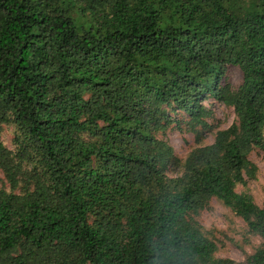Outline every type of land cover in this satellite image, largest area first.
Masks as SVG:
<instances>
[{"label": "trees", "instance_id": "1", "mask_svg": "<svg viewBox=\"0 0 264 264\" xmlns=\"http://www.w3.org/2000/svg\"><path fill=\"white\" fill-rule=\"evenodd\" d=\"M5 126L0 264H264V201L236 190L264 148V0H0ZM212 199L261 239L242 261L197 219Z\"/></svg>", "mask_w": 264, "mask_h": 264}, {"label": "rangeland", "instance_id": "2", "mask_svg": "<svg viewBox=\"0 0 264 264\" xmlns=\"http://www.w3.org/2000/svg\"><path fill=\"white\" fill-rule=\"evenodd\" d=\"M225 78L233 87H237L242 80V74L237 66L228 65ZM204 104L213 111L211 121L215 128H225L233 122L234 113L231 107L225 106L212 97H208ZM161 137L182 159L196 146L192 134L180 133L176 129H168ZM212 139L213 136L210 134L203 140V143H210ZM0 140L7 147L13 148L12 126L4 127ZM249 158L257 165L256 178L248 181L245 186H237L236 190L249 193L254 202L261 206L264 201V148L253 150ZM170 174H175V172L171 171ZM0 187H8L1 171ZM197 219L206 235L216 244L215 255L218 257H229L242 261L261 241L259 236L249 232L244 221L229 207L214 199L205 210L200 212Z\"/></svg>", "mask_w": 264, "mask_h": 264}]
</instances>
